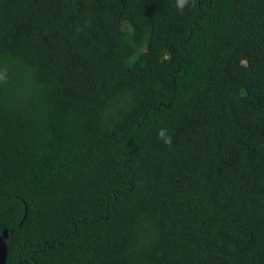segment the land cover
<instances>
[{"label":"trees","instance_id":"trees-1","mask_svg":"<svg viewBox=\"0 0 264 264\" xmlns=\"http://www.w3.org/2000/svg\"><path fill=\"white\" fill-rule=\"evenodd\" d=\"M195 4L0 0L5 264H264V0Z\"/></svg>","mask_w":264,"mask_h":264},{"label":"clouds","instance_id":"clouds-1","mask_svg":"<svg viewBox=\"0 0 264 264\" xmlns=\"http://www.w3.org/2000/svg\"><path fill=\"white\" fill-rule=\"evenodd\" d=\"M195 6H196L195 0H176V7L181 13L185 9V7L195 8ZM6 79H7L6 76L0 74V81H5ZM158 138L163 139L164 143L167 145H171L172 143L171 137L165 138V133L163 130H161V132L159 133Z\"/></svg>","mask_w":264,"mask_h":264},{"label":"water","instance_id":"water-1","mask_svg":"<svg viewBox=\"0 0 264 264\" xmlns=\"http://www.w3.org/2000/svg\"><path fill=\"white\" fill-rule=\"evenodd\" d=\"M8 238V230H4L2 233H0V264H5L7 252H8V246L6 239Z\"/></svg>","mask_w":264,"mask_h":264}]
</instances>
